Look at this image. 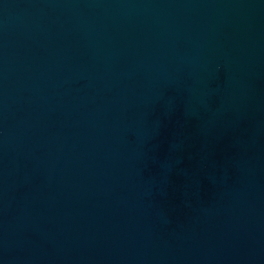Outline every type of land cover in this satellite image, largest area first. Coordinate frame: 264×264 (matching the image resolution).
Wrapping results in <instances>:
<instances>
[{
    "label": "water",
    "instance_id": "water-1",
    "mask_svg": "<svg viewBox=\"0 0 264 264\" xmlns=\"http://www.w3.org/2000/svg\"><path fill=\"white\" fill-rule=\"evenodd\" d=\"M0 264H264V0H0Z\"/></svg>",
    "mask_w": 264,
    "mask_h": 264
}]
</instances>
